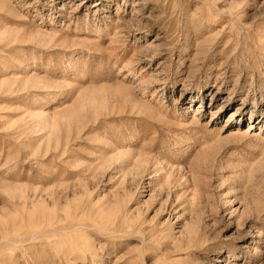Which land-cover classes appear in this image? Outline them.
Segmentation results:
<instances>
[{"label": "rangeland", "instance_id": "rangeland-1", "mask_svg": "<svg viewBox=\"0 0 264 264\" xmlns=\"http://www.w3.org/2000/svg\"><path fill=\"white\" fill-rule=\"evenodd\" d=\"M0 264H264V0H0Z\"/></svg>", "mask_w": 264, "mask_h": 264}]
</instances>
